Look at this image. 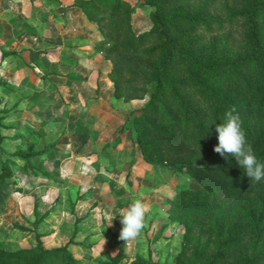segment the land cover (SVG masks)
<instances>
[{"label":"trees","instance_id":"trees-1","mask_svg":"<svg viewBox=\"0 0 264 264\" xmlns=\"http://www.w3.org/2000/svg\"><path fill=\"white\" fill-rule=\"evenodd\" d=\"M142 1L152 10L150 25L140 32L131 29L134 7L126 0L75 1L98 30L93 49L111 63V94L127 99L147 91L146 100L130 111L141 158L151 164L171 158V169L183 170L199 183V187L185 190L186 195L216 204L222 197L236 208L252 202V222L259 223L250 243L241 227L213 249L210 237H196L192 242L196 250L185 260L193 237L184 230L175 261L264 264V180L249 179L234 157L225 158L213 151L218 144L216 126L223 122L225 110L235 105L247 141L264 162V0H230L217 6V0H197L193 6L191 0ZM206 6L218 8L217 13H207ZM219 32L237 35L245 51L232 55L224 42L204 44L207 34ZM131 162L132 158L126 175ZM4 174L0 171V179ZM33 231L34 245L16 249L0 246V264H78L68 250L71 239L43 247L42 232ZM125 257L121 244L102 264H120Z\"/></svg>","mask_w":264,"mask_h":264},{"label":"rangeland","instance_id":"rangeland-1","mask_svg":"<svg viewBox=\"0 0 264 264\" xmlns=\"http://www.w3.org/2000/svg\"><path fill=\"white\" fill-rule=\"evenodd\" d=\"M126 1L134 7L130 13L131 29L140 32L148 28L152 6L142 0ZM226 1L230 0H217L216 6ZM196 2L197 0H191V6ZM36 6L39 7L41 4L34 3L33 0H0V171L3 174L8 171L0 179V246L5 249L34 245L33 222L37 220L38 212L41 216L49 208L57 207V202L45 199V195L40 196L43 204H37V192L40 191L37 187L27 188L32 182L31 172L44 179L50 177L57 180L58 174L54 169L59 165L63 169H70L73 175V179H66L68 186L65 189L72 209L65 213L58 211L49 220L50 229L42 232L40 236L43 247L61 245L70 239L63 236V229L58 228V225L65 217L72 221L75 216L74 208L79 197V189L76 186L78 180L82 178L81 181L85 183L86 188H90L94 181L105 179L99 169L93 170L94 181L86 179L80 176V172L77 174L72 165H68V158L55 154V149L61 150L65 142V131L62 132L61 129L66 128L68 130L66 132H69L75 115H67L66 119L59 116L65 113L64 96L68 99L69 94L59 92L56 87V83L62 81V74L55 72L57 64L51 63L50 69H47L46 62L54 56V51H50L53 47L59 50L58 55H63L66 43H62L56 37L51 38L53 29H49L51 25L46 21L44 13L35 11ZM217 9L206 6L207 13H217ZM203 41L204 44L210 42L214 45L224 42L232 55L240 54L246 49L237 35L229 37L225 32L207 34ZM96 53H99L108 77L111 63L102 57L101 52ZM33 59H37L36 65L31 64ZM47 72H55L60 76H54V79L47 83L45 79ZM146 88L149 89L148 85ZM146 98L147 91L139 97L111 99L109 104L112 111L106 117L110 122L120 120L122 130H116L109 136L101 146L102 150L98 152L95 161L91 162L93 167L102 165L103 162L113 174L115 182H124V188H120V197L123 199L119 203V212L126 209L135 199H141L150 206V212L145 216V227L139 237L127 243L119 239L117 247L122 244L126 254L120 264H131V261L146 264H177L175 257L184 230L193 239L188 242L190 247L183 260L190 258L192 252L196 250L192 243L196 237L203 239L205 236L210 237L209 247L213 249L216 243L226 241L238 227H241L247 232L246 241L250 243L254 232L259 229V223L252 222V213L255 211L252 202L238 209L235 203L234 205L227 203V199L222 197L216 204L214 201L186 195L185 190L197 188L199 183L185 171L171 169L169 167L171 158H161L157 163L134 167L135 175L127 178L124 172L129 160L126 162L125 158L129 157V153L140 155L131 130L130 111L141 105ZM122 132H125L127 137L125 144L121 146ZM108 146L113 149L105 154ZM134 161L135 158L132 156L131 164ZM37 170L42 175L37 173ZM178 193L181 195L177 196ZM92 196H88L90 198V203L86 204L88 208L97 202L96 195ZM99 199L101 201V196ZM103 199L106 197H102ZM35 206L40 210L36 211ZM250 207L253 212L249 210ZM28 215L30 218L26 217ZM237 219L243 222L244 226L240 222L236 223ZM101 220L103 221L102 217ZM16 224L23 228L17 227ZM55 229L60 233L53 235ZM70 244L68 250L78 259V264H102L107 260V256L116 250L115 244L111 241L97 245L92 253H87L84 248L89 244L87 246H83V243L82 246Z\"/></svg>","mask_w":264,"mask_h":264},{"label":"crops","instance_id":"crops-1","mask_svg":"<svg viewBox=\"0 0 264 264\" xmlns=\"http://www.w3.org/2000/svg\"><path fill=\"white\" fill-rule=\"evenodd\" d=\"M33 1L34 3L41 4L39 7L36 6L37 9L35 8V11L38 10L44 13L46 21L51 25L49 29H53L55 33L50 34L51 38L56 37L62 43H66L63 55H58L59 50L56 49L57 47H53L50 51H54V56H51L46 62L47 69H50L49 65L51 63L57 64L55 72L62 74V81L56 83V87L59 92L63 91L69 94L68 99L64 96V101H66L65 113L59 116L62 119H66L67 115H75V121L70 124V131L66 132L68 131L66 128L65 130L61 129L62 132L65 131V142L61 150L55 149V154L56 156L62 155V157L68 158V165H72V168L77 170V174L80 172V176L86 177V179L94 181L93 170L95 169H99L98 171L105 178L96 182L94 181L93 186L90 188H86L85 183L81 181L82 178L78 180L76 186L79 189V197L74 208L76 209L75 216L72 221H69L65 217L62 223L58 225V228L63 229L64 237H70L72 242H74L71 244L75 246H82V243L83 246L89 244L87 247H84L87 253H92V251H95L97 245H102L100 242H103V238L106 240L104 244H107V241H111L115 244V249L117 250L119 231L122 227L119 219L121 211H118V207L123 199V197H120V188H124V182H115L112 178L113 174L109 168L107 169L103 165V162L102 165L98 164L94 167L91 165V162H94L95 158H97L98 152H101V146L109 136L118 130L122 123L120 120L110 122L106 117L112 111L109 103L115 97L111 94V84L107 77V70L103 66V61L99 58V53L93 50L98 32L95 29V25L86 20L82 11L75 4V0ZM36 60L33 59L31 64L36 65ZM55 72H47V76L45 77L47 83L51 79H54V76L58 77L59 74ZM126 137L125 132L120 134L121 146L125 144ZM99 141L100 143H98ZM106 149L105 154L106 152L108 154L113 148L108 146ZM124 151L126 152V150ZM132 156L135 158V161L129 166L128 174L131 176L127 175V178L135 175L134 167L149 164L141 158V155L134 153H129V157L125 158V160L127 159L126 162ZM69 170L63 169L59 165L55 167L54 171L58 174L57 180H53L50 177H45L44 179V177H38V175L31 172L32 182L27 188L34 189L37 187L40 191L37 192V204H43L40 197L42 195L46 196L45 199L57 202V207L49 208L45 214H41L40 216L38 212L35 224V230L38 232H45L50 229L49 220L58 211L65 213L72 209V203L65 191L66 186H68L66 179H73V175ZM37 173L42 175L39 170H37ZM124 173L126 174V169ZM92 195H96L97 202L88 208L86 205L90 203L88 196ZM100 196L101 201L99 199ZM102 197H106V199L102 200ZM106 201L108 203L105 204ZM35 209L36 211L40 210L37 206H35ZM109 215H116L110 226L108 225ZM26 217L30 218L29 215ZM58 233L60 232L56 229L53 231V235H57ZM84 258L86 259V257Z\"/></svg>","mask_w":264,"mask_h":264},{"label":"clouds","instance_id":"clouds-1","mask_svg":"<svg viewBox=\"0 0 264 264\" xmlns=\"http://www.w3.org/2000/svg\"><path fill=\"white\" fill-rule=\"evenodd\" d=\"M216 132L218 144L214 146L213 151L225 158L234 157L249 179L255 182L264 180V162L257 158L253 146L247 141L242 120L235 105H230L225 110L223 122L216 126ZM148 212H150V206L141 199H135L119 214L122 227L118 238L124 243L138 238L145 227V216ZM115 217L116 215L108 216L109 226ZM104 243L106 240L103 238L102 245Z\"/></svg>","mask_w":264,"mask_h":264}]
</instances>
